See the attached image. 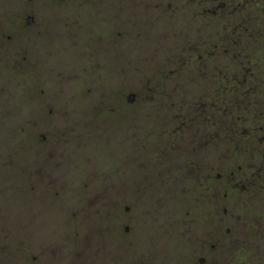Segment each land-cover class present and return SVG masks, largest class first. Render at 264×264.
Instances as JSON below:
<instances>
[{
  "label": "rangeland",
  "instance_id": "rangeland-1",
  "mask_svg": "<svg viewBox=\"0 0 264 264\" xmlns=\"http://www.w3.org/2000/svg\"><path fill=\"white\" fill-rule=\"evenodd\" d=\"M25 1L0 0L1 25L19 39L0 46V205L14 224L0 264H178L176 244L197 246L208 219L183 170L193 138L169 117L207 78L188 68L177 92L142 101L150 93L131 85L172 68L182 33L203 22L182 0H34L43 24L24 31Z\"/></svg>",
  "mask_w": 264,
  "mask_h": 264
},
{
  "label": "flooded vegetation",
  "instance_id": "flooded-vegetation-1",
  "mask_svg": "<svg viewBox=\"0 0 264 264\" xmlns=\"http://www.w3.org/2000/svg\"><path fill=\"white\" fill-rule=\"evenodd\" d=\"M54 2L68 5L70 0ZM165 2L159 0L158 6ZM182 2L203 23L195 30L198 24L194 25L190 33H182L178 51L172 54V68L162 69L165 73L161 77L149 78L141 86L131 85L158 96L169 85L177 92L179 78L188 68L207 78L204 86L198 82L204 89L195 91L187 104L174 101L175 112L169 118L177 132L183 130L178 134L189 132L193 138L189 150L195 156L183 170H189L198 190L205 193L204 203L195 211L204 209L208 228L197 246L181 242L182 246L176 244L178 255L173 252L169 257L171 263L178 264H264V0ZM173 7L168 2L165 10L170 12ZM16 22L24 31L40 32L43 18L34 0L24 2ZM0 46L6 50L19 46V39L1 22ZM22 54L18 50L17 55ZM154 96L145 95L141 101ZM127 101L132 102L129 96ZM51 113L45 116L57 114ZM36 146L48 155L53 152L51 144ZM202 156L205 164L199 174ZM51 179L49 173L45 182ZM132 206L126 207L132 211L126 226L128 236L136 226L130 219ZM10 212L4 203L0 205V237L6 229H13ZM5 244L0 241V263L5 260L1 250ZM140 260L156 262L152 257Z\"/></svg>",
  "mask_w": 264,
  "mask_h": 264
},
{
  "label": "water",
  "instance_id": "water-1",
  "mask_svg": "<svg viewBox=\"0 0 264 264\" xmlns=\"http://www.w3.org/2000/svg\"><path fill=\"white\" fill-rule=\"evenodd\" d=\"M134 98H135V93H131V94L129 95V100H130V101H133Z\"/></svg>",
  "mask_w": 264,
  "mask_h": 264
},
{
  "label": "trees",
  "instance_id": "trees-1",
  "mask_svg": "<svg viewBox=\"0 0 264 264\" xmlns=\"http://www.w3.org/2000/svg\"><path fill=\"white\" fill-rule=\"evenodd\" d=\"M164 73H165V72H163V73H159V75H158V76H160V77H161V76H162V74H164ZM160 74H161V75H160ZM160 77H159V78H160ZM154 94H155V93H153V94H151V93H150L149 95H151V96H152V95H154Z\"/></svg>",
  "mask_w": 264,
  "mask_h": 264
}]
</instances>
